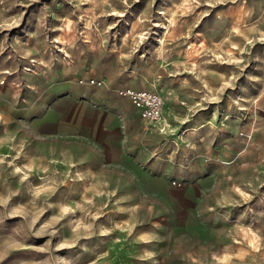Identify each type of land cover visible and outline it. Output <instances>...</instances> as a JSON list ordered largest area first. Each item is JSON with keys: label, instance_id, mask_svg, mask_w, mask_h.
Masks as SVG:
<instances>
[{"label": "rangeland", "instance_id": "1", "mask_svg": "<svg viewBox=\"0 0 264 264\" xmlns=\"http://www.w3.org/2000/svg\"><path fill=\"white\" fill-rule=\"evenodd\" d=\"M89 31L131 48L139 88L163 92L179 117L191 111L188 129L206 125L185 151L149 139L153 182L118 158L57 164L5 140V82L35 66V49L65 55ZM227 140L241 150L218 211L245 217L188 236L167 195L185 202L190 160ZM0 264H264V0H0Z\"/></svg>", "mask_w": 264, "mask_h": 264}, {"label": "crops", "instance_id": "2", "mask_svg": "<svg viewBox=\"0 0 264 264\" xmlns=\"http://www.w3.org/2000/svg\"><path fill=\"white\" fill-rule=\"evenodd\" d=\"M101 35L97 31L86 32L84 41L63 47L65 55L35 49L38 56L33 58L35 66L29 71L22 70L16 82H5V140L15 142L12 147L16 145L19 154L24 151L25 156V149L32 146L38 153L37 159L56 157L57 164L72 165L100 156L118 158L121 164L153 182V162L149 163L154 149L149 139L154 135L162 137V141L177 138L182 143L179 150L185 151L189 149L185 143L203 141V138L190 141L188 131L201 132L206 125L195 119L188 129L191 111L179 117L170 107L165 108L170 110L169 133L159 131L161 123L143 119L131 99L119 93L125 88L146 89L139 88L137 72L131 66L133 50L124 44L115 48L107 35ZM95 36L98 38L94 39ZM26 59L23 60L27 62ZM91 79L101 84L90 83ZM159 93L164 97L163 92ZM207 123L212 124L211 119ZM201 145L205 148L199 154L203 159L194 156L190 160L196 159L199 171L191 174L186 188L180 191L185 202L175 198L178 190L167 195V206L186 222L188 236L228 233L232 220L245 217L242 214L235 218L229 210L218 211L237 175L235 160L229 156L232 150L239 152L241 148L231 147L228 140L216 147ZM147 164L149 168L140 171L138 165ZM170 171V167L165 170L168 177ZM210 204L214 205L207 212ZM197 210L207 212V217H197Z\"/></svg>", "mask_w": 264, "mask_h": 264}, {"label": "built area", "instance_id": "3", "mask_svg": "<svg viewBox=\"0 0 264 264\" xmlns=\"http://www.w3.org/2000/svg\"><path fill=\"white\" fill-rule=\"evenodd\" d=\"M90 83L101 84L91 79ZM123 96H128L134 106L139 110L143 119L158 121L163 114L164 97L161 93L147 89L125 88L119 91Z\"/></svg>", "mask_w": 264, "mask_h": 264}, {"label": "bare ground", "instance_id": "4", "mask_svg": "<svg viewBox=\"0 0 264 264\" xmlns=\"http://www.w3.org/2000/svg\"><path fill=\"white\" fill-rule=\"evenodd\" d=\"M159 123H161V125H159L160 126L159 131L163 133H167V131H169L171 127V124L168 122V119L165 116V110L163 111V114L160 117V119L157 121V124Z\"/></svg>", "mask_w": 264, "mask_h": 264}]
</instances>
